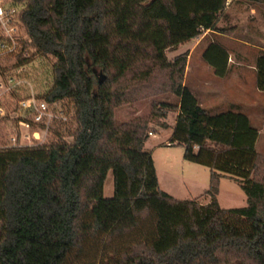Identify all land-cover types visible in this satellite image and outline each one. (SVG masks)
I'll use <instances>...</instances> for the list:
<instances>
[{
    "label": "trees",
    "instance_id": "trees-1",
    "mask_svg": "<svg viewBox=\"0 0 264 264\" xmlns=\"http://www.w3.org/2000/svg\"><path fill=\"white\" fill-rule=\"evenodd\" d=\"M15 1L25 6L36 49L56 59L45 97L71 102L77 129L71 143L0 150V264H264L259 130L242 112L203 108L185 85L188 54L167 57L203 31H218L228 0ZM203 59L216 76L227 75L229 53L220 44ZM256 85L264 92V53ZM160 93L176 101H159L151 118L177 112L170 144L211 170L206 205L160 189L144 150L155 135L149 119L115 120L137 94ZM222 178L240 184L246 207L221 208Z\"/></svg>",
    "mask_w": 264,
    "mask_h": 264
},
{
    "label": "rangeland",
    "instance_id": "rangeland-1",
    "mask_svg": "<svg viewBox=\"0 0 264 264\" xmlns=\"http://www.w3.org/2000/svg\"><path fill=\"white\" fill-rule=\"evenodd\" d=\"M240 1L238 3L246 5L248 12V6H253L264 15V11L261 10V4L247 0ZM233 15L231 17L230 14L224 12L217 24V32L223 31L220 34L225 35L224 37L208 34L204 40L199 42L201 35L191 41V43L196 45V48L193 49L191 47L192 49L180 54H188L185 85L196 88L201 106L208 109L212 114L220 111L237 110L249 116L253 125L261 133L256 145V151L264 157V93L259 92L256 88V72L254 69L257 56L260 53H264V51L253 48L254 45H261L256 41L255 36L259 33L264 35V19L258 21L250 14L239 16V12ZM212 41L223 45L234 54V62L230 61L226 77L223 80H218V88L222 90V95L217 104L221 106L218 109L214 108L216 105L210 103L201 91V81L213 79V72L207 67L202 57L203 51ZM241 41L248 45L241 43ZM175 53L176 51L167 53L170 61L177 57ZM55 63L56 59L49 55L39 53L36 57L31 71L33 84L38 94L47 95L52 88ZM141 97L143 96L137 94L136 98L135 96L133 97L135 100L131 103L117 108L115 110L116 122L121 124L136 118L149 119V131L153 132L155 136L149 137L144 150L152 155L155 162L160 189L175 199L190 200L196 198L200 204L206 205L210 199L203 192L210 185L211 170L205 166L186 161L184 159V147L170 144L178 116L177 112H171L167 119L151 118L153 106L158 104L159 101L169 99L175 102L176 99L173 96L161 93L157 94V96ZM64 105L69 107L70 112L74 113L75 116L74 105L69 101H64ZM74 127L75 125L72 124L70 129ZM4 132L5 127L0 123V141L3 143H5ZM61 136L58 133L51 135L48 143L62 141ZM69 141L72 142L70 139ZM1 156L3 158L7 157L6 154ZM104 196L108 199L114 197V176L112 171L109 172L105 183ZM218 201L223 209H237L247 206V197L240 184L230 178L221 180Z\"/></svg>",
    "mask_w": 264,
    "mask_h": 264
},
{
    "label": "built area",
    "instance_id": "built-area-1",
    "mask_svg": "<svg viewBox=\"0 0 264 264\" xmlns=\"http://www.w3.org/2000/svg\"><path fill=\"white\" fill-rule=\"evenodd\" d=\"M24 9L23 3L0 0V123L5 127L0 150L5 152L49 145L56 133L71 143L77 129L64 101H48L35 90L31 69L39 51L23 22Z\"/></svg>",
    "mask_w": 264,
    "mask_h": 264
},
{
    "label": "crops",
    "instance_id": "crops-1",
    "mask_svg": "<svg viewBox=\"0 0 264 264\" xmlns=\"http://www.w3.org/2000/svg\"><path fill=\"white\" fill-rule=\"evenodd\" d=\"M238 2H241L240 0H228V4H227V8H226V10H225V12H226V14H230V16L232 17V16H234L233 14L235 13L236 14V12H239V16H242L243 14L244 15H248V14H250V15H252L254 18H256V20H258V21H260V20H262V19H264V15H263V13L259 10V9H257V8H255V7H253V6H248L249 7V12H248V8H247V6L246 5H242L241 3H238ZM244 7V8H243ZM238 8V9H237ZM242 9V10H241ZM261 10L262 11H264V5H262L261 6ZM220 24H221V22H220ZM218 26H220V25H218ZM208 34H213V35H215V36H219V37H224L225 35H222V34H220V32H217V31H212V30H206V31H203V34H202V36H201V38H200V40H199V42H201L202 40H204L205 39V37L208 35ZM264 34V33H263ZM257 36H255V39H256V41L257 42H259L261 45H254L253 46V48L254 49H258V50H262V51H264V35H260V33L259 34H256ZM197 39V38H196ZM195 39H193L192 41H194ZM240 41V40H239ZM243 41H241V43H242ZM191 41L190 42H188V43H186V44H183V45H181L180 47H179V49L178 50H176V55L175 56H179L181 53H185L186 51H188V50H190V49H192L191 47H193V49L194 48H196L195 46L196 45H194L193 43H191ZM212 43H217V42H215V41H212L210 44H212ZM190 44V45H189ZM209 44V45H210ZM217 44H219V43H217ZM243 44H246V45H248L247 43H245V42H243ZM209 45L205 48V50L204 51H206V49L209 47ZM221 45V44H220ZM222 47H224L223 45H221ZM225 48V47H224ZM226 49V48H225ZM227 51H228V53H229V59H228V67H230V61H232V63L234 62V54L233 53H231L228 49H226ZM204 51H203V54H204ZM203 54H202V57H203ZM262 53H260L258 56H257V58H256V63H257V59H258V57L261 55ZM203 61H204V59H203ZM205 62V61H204ZM205 64L207 65V67L213 72V79H209V80H202L201 81V91H202V93L207 97V99L210 101V103H212V104H215L216 105V107H214V108H216V109H218L220 106L219 105H217L218 104V102H219V99H220V97H221V95H222V90H220L219 88H218V80H223L225 77H223V78H220V77H218V76H216L215 75V73H214V70L205 62ZM254 69H255V72H256V64H255V67H254ZM187 76H188V74H187ZM187 76H186V78H187ZM255 83H256V79H255ZM186 84H187V80H186ZM190 89H191V91L195 94V96L198 98V96H197V92H196V88L194 87V86H190L189 87ZM256 88H257V85H256ZM257 90H258V88H257ZM259 91V90H258ZM259 92H261V91H259ZM262 93H264V92H262ZM234 109H236V108H234ZM208 110V109H207ZM233 111H235V112H240V111H237V110H233ZM221 112H223V111H220V112H218V113H221ZM225 112V111H224ZM218 113H216V114H218ZM249 117V116H248ZM249 119H250V117H249ZM250 121H251V119H250ZM251 123H252V121H251ZM252 125H253V123H252ZM254 126V125H253ZM257 128V127H256ZM258 129V128H257ZM260 133V132H259ZM155 136V135H154ZM260 136H261V133H260V135H259V138H260ZM259 140V139H258ZM223 179V178H222ZM221 179V180H222ZM208 189H209V187H208ZM208 189H206L203 193H205ZM219 195H220V193H219ZM219 195H218V197H219ZM194 199H196V198H194ZM208 204V203H207Z\"/></svg>",
    "mask_w": 264,
    "mask_h": 264
}]
</instances>
